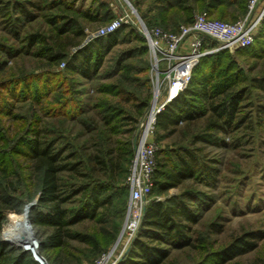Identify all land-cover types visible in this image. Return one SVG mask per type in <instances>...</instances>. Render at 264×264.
<instances>
[{
    "label": "trees",
    "instance_id": "16d2710c",
    "mask_svg": "<svg viewBox=\"0 0 264 264\" xmlns=\"http://www.w3.org/2000/svg\"><path fill=\"white\" fill-rule=\"evenodd\" d=\"M246 2L151 0L146 10L137 9L148 28L160 25L179 28L182 23L192 22L196 11H206L211 17L226 20L227 9L238 5L244 15ZM134 5L141 6L139 0H135ZM40 14L49 19L50 27L26 32L23 40L27 52L18 48L10 54L20 57L26 53L45 61L48 67L62 63L66 71L87 80L97 78L113 46L127 29V25H123L84 43L86 31L80 19L103 22L106 18L88 10L80 12L67 0H13L2 8L1 16H6L5 27L19 35L21 23L32 21ZM241 14H233L232 21ZM105 15L109 16V12ZM136 39L145 42L142 36L136 35ZM227 50L219 49L202 56L193 67L186 88L157 115L156 129L163 132L156 140L177 137L172 142L175 148L169 149L173 156L165 157L161 163L157 161V165L166 168L160 172L163 179L155 181L160 193L184 186L188 181L214 185L220 170L212 165L216 159L207 158L204 146H229L226 138H234L243 126L252 123L264 126V70L258 76H249L251 70L243 69L236 59L224 61ZM147 51L146 44L132 52L124 51L115 65L120 67L135 53ZM237 53L264 61V17L253 43ZM7 65V60L0 59V114L13 116L18 122L7 129L0 126V264H39L29 251L13 246L1 236L7 215L17 213V198L9 194L11 189L7 184L19 160L31 170V187L38 192L29 220L48 229L40 245L45 260L50 264L80 262L81 257L68 249V240L74 239L87 245L78 253L93 263L116 240L125 217L129 198L126 176L134 156L139 120L150 106L151 93L149 89L142 93L127 90L120 80L119 84L102 86L101 91L111 98L104 97L91 106L81 105L78 111L68 112V108L79 101L74 88L45 101L40 88L30 91L31 82L38 76L28 70L9 76ZM122 84L124 86H120ZM20 85L25 86L26 93L18 100L20 96L10 87ZM6 90L10 91L12 99H29L31 113L35 111L32 106L37 104L41 114L35 107L34 114L29 112L27 117H20L13 114L11 108H4L1 99L5 98ZM253 98L256 103L250 104ZM93 110L95 114H88ZM74 128L80 131L73 138L70 131ZM194 191L186 184L178 196L150 202L137 236L117 264H166L173 252L186 248L201 252L193 264H224L257 247L252 237L259 236L252 234L237 237L220 249L207 248L203 244L206 238L194 229L200 218L191 204ZM76 196V208L65 206ZM32 197L29 195L30 199ZM87 219L98 224L97 228L90 232L72 229L76 223ZM209 228L212 232L220 231L215 221ZM99 233H103V237Z\"/></svg>",
    "mask_w": 264,
    "mask_h": 264
},
{
    "label": "rangeland",
    "instance_id": "374dc122",
    "mask_svg": "<svg viewBox=\"0 0 264 264\" xmlns=\"http://www.w3.org/2000/svg\"><path fill=\"white\" fill-rule=\"evenodd\" d=\"M12 1L13 0H0V59L7 60L8 65L6 66V70L9 73V76L12 74H19L20 70H28L27 72L38 76L37 79H34L31 82L30 91L33 92L36 88H40L42 95L46 96L45 101L51 100L53 96L66 89L74 88L76 92H78L76 99L79 101H77L76 104L71 105L68 108V112L78 111L79 106L81 105L91 106L104 97L111 98V95L101 91L102 86L104 84H119V81L122 80L126 85L125 87L127 90L142 93L144 90L149 89L151 100L147 112L149 111L154 97L155 77L152 69L153 62L150 55L148 40L141 25V20L143 22L144 20L137 7L140 10H146L151 0H139L141 6H135V0H128L130 4L127 0H67L71 1L74 5V9L80 12L88 10L93 15L99 14L100 16H103V18H106L103 22L88 21L86 18L80 19L86 31V39L84 43L92 37L102 36L98 35L99 29L111 22L117 16L123 13L129 15V21L123 24L127 25V29L122 32L123 35L113 46L111 52L107 56L105 64L99 70L98 76L95 80H87L78 74L66 71L62 63L48 67L47 64L44 63L45 61L42 62L26 53L20 57H13L10 52L18 48H23L24 52H27V45L23 40L26 32L42 31L41 29L46 27L49 28L50 26L48 22L49 19L40 14L32 21L21 23L19 35L6 28V16H1L2 8L6 6V3H12ZM238 9V5H236L235 8L229 7L227 9L229 17L225 18L226 21H232L231 16L233 14H241V10ZM106 11L109 12V16H104ZM200 12L201 11H196L193 16L195 17ZM243 12L244 11H242V13ZM36 14L39 13L36 12ZM241 16L243 15L241 14L239 18H241ZM215 18L220 19L217 16ZM160 26L165 30L171 31L178 28L176 27L177 25H175V27L171 26L170 28H165L162 25ZM136 35L142 36L145 39V42L136 39ZM204 42L205 46H208L209 48H215L218 46L216 40L208 37L204 38ZM144 44L148 46V51L146 53H135L133 56L126 59L120 67L115 65L122 52H132L136 47L144 46ZM240 48L242 47L227 48L228 50L223 55L224 61L228 62L229 60L236 59L238 65L243 67V69L247 68L251 70L250 73H248L249 76L260 75L261 70H264L263 59L239 55L237 51ZM7 52H9V54ZM211 53H207L206 55ZM56 72H58V75H56ZM120 86L124 85L122 84ZM10 90H14L15 94L20 96V98H17L18 100L22 99L24 93H26L24 85L11 86ZM4 92L5 98L1 99V104L4 108H11L13 114H17L20 117H27L31 113V106L29 105L31 101L29 99L18 101L17 99L9 97L10 91L9 93L7 90ZM47 94H49L48 98ZM251 101L250 104L256 103L254 98L251 99ZM36 105L37 104L32 106L35 111H37L35 107L39 109V106ZM248 110H251V107ZM35 111H32L33 113L31 114H34ZM37 112L41 114L40 109ZM88 114H95V111H90ZM145 116L146 114L139 120L135 139L138 137ZM16 122L18 121H16L13 116L0 114V126L2 128L7 129L10 127V124L13 126ZM182 125L183 123H181L180 126ZM78 131L80 130L74 128L70 131V136L74 138V136L78 135ZM162 132L161 129H156L153 137L159 146L156 160L160 163L164 161L165 157L173 156L169 149L175 148L172 145V142L177 138L176 135H173L157 141V137ZM221 136L224 137V135ZM226 139L229 141V146H204V153L207 155V158H214L217 160L216 163H212L213 166H216L220 170L219 175H217L216 183L214 185H209L201 181L186 182V184L194 188V192H196L195 195H193L191 204L194 206L196 213L200 214L199 223L194 225V229L206 238L203 244L207 248L212 249L223 248L232 243L237 237L252 234H254V236H259L260 238L252 237V239H254L253 241L257 244L255 249L238 255L224 264H264V126L258 127L255 123H252L247 127L243 126L239 129L234 138L227 137ZM165 170L166 168L160 167L159 164L157 165L156 163L153 174L154 185L151 193L147 196V205L153 200H164L171 198L174 195L178 196L186 187L185 184L184 186L173 187L166 193H160L158 187L155 185V181H161L163 179L160 172ZM32 175L31 170L28 169L26 163L22 160H19V162L14 165V174L12 179L10 178L11 181L8 182L7 186L11 189L9 194H12L17 198L16 201H18V208L17 213H10L5 218L1 236L13 246L29 251L30 253L31 251L26 249L36 247L39 254L43 256L44 253H41L40 245L41 240L45 238L47 234L46 230L48 229L36 226L29 220V212L35 206L37 202L36 197L38 196V192L32 190L31 187ZM203 194H205L206 197ZM29 195L33 197L30 199ZM77 198L78 197L76 196L69 199L65 206L70 209L76 208ZM12 217H16V219L24 218L27 221L28 227L27 230L24 231L25 233L22 238H10L12 233L8 229H10ZM125 217L122 220L116 240L108 247L107 251L112 247L120 248L121 243L119 241V236L125 223ZM213 221L220 226L219 232H212L209 228L210 223ZM97 226L98 224L87 219L81 223H76L72 229L76 231L90 232L94 228H97ZM99 234L103 237V233ZM68 244V249L75 252V254L77 256L79 255L82 259L76 264H96L98 258L102 254L101 253L92 263L82 256V254L78 253L79 249L87 248L86 244L74 239H69ZM125 253L123 255H125ZM200 254V251H193L189 248L178 250L173 252L166 264H193L198 258H200ZM73 261L76 262L75 260Z\"/></svg>",
    "mask_w": 264,
    "mask_h": 264
},
{
    "label": "built area",
    "instance_id": "2783aa9c",
    "mask_svg": "<svg viewBox=\"0 0 264 264\" xmlns=\"http://www.w3.org/2000/svg\"><path fill=\"white\" fill-rule=\"evenodd\" d=\"M263 17L264 0H247L245 14L235 21L214 18L201 11L192 22L180 25L177 31L165 30L160 26L148 28L141 23L153 62L154 97L142 121L126 176L129 198L125 223L119 236L120 248L112 247L104 252L96 264H117L137 236L147 206V196L154 185L153 174L159 149L153 139L157 115L186 88L192 69L202 56L219 49L251 45ZM128 21L129 15L123 13L101 27L98 35L112 33ZM205 37L216 40L218 46H205ZM26 250L31 251L39 264H50L36 247Z\"/></svg>",
    "mask_w": 264,
    "mask_h": 264
},
{
    "label": "bare ground",
    "instance_id": "6f19581e",
    "mask_svg": "<svg viewBox=\"0 0 264 264\" xmlns=\"http://www.w3.org/2000/svg\"><path fill=\"white\" fill-rule=\"evenodd\" d=\"M11 220H12V223H10V229H8L12 233L10 238L12 237L16 239L22 238L25 233L24 231L27 230V227H28L27 221L24 218L16 219V217H12ZM22 242L24 243L23 240ZM32 249H34V247Z\"/></svg>",
    "mask_w": 264,
    "mask_h": 264
},
{
    "label": "crops",
    "instance_id": "0c3cea01",
    "mask_svg": "<svg viewBox=\"0 0 264 264\" xmlns=\"http://www.w3.org/2000/svg\"><path fill=\"white\" fill-rule=\"evenodd\" d=\"M165 200V199H164ZM157 201H163V200H157Z\"/></svg>",
    "mask_w": 264,
    "mask_h": 264
},
{
    "label": "water",
    "instance_id": "95a60500",
    "mask_svg": "<svg viewBox=\"0 0 264 264\" xmlns=\"http://www.w3.org/2000/svg\"><path fill=\"white\" fill-rule=\"evenodd\" d=\"M141 23H144V22L141 20Z\"/></svg>",
    "mask_w": 264,
    "mask_h": 264
}]
</instances>
